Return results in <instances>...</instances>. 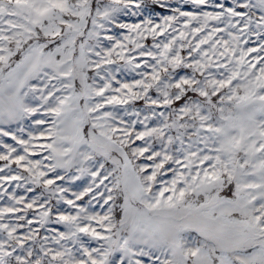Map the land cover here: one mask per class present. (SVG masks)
Returning <instances> with one entry per match:
<instances>
[{
    "label": "snow or ice",
    "instance_id": "obj_1",
    "mask_svg": "<svg viewBox=\"0 0 264 264\" xmlns=\"http://www.w3.org/2000/svg\"><path fill=\"white\" fill-rule=\"evenodd\" d=\"M0 264H264V0H0Z\"/></svg>",
    "mask_w": 264,
    "mask_h": 264
}]
</instances>
